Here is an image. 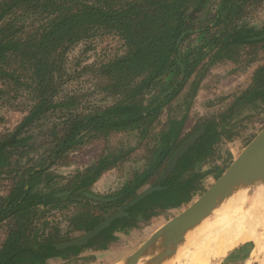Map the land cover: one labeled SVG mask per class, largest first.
Returning <instances> with one entry per match:
<instances>
[{
  "label": "trees",
  "instance_id": "1",
  "mask_svg": "<svg viewBox=\"0 0 264 264\" xmlns=\"http://www.w3.org/2000/svg\"><path fill=\"white\" fill-rule=\"evenodd\" d=\"M263 1L0 0V98L15 100L23 94L31 100L21 122L0 139V178L12 183L9 193L0 197V224L5 228L0 264H46L77 256L85 248L106 250L117 240L115 232L139 227L201 193L207 172L196 169L214 154L222 136L218 129L225 125L216 117L198 125L195 131L203 133L168 177L160 179L170 158L195 132L182 137L199 87L193 75L206 60L207 68L233 59L243 46L264 47V38L257 39L264 27L255 28L245 19L248 9ZM95 29L115 33L125 52L95 69L105 80L101 92L118 99L87 110L82 97L62 95L61 88L67 52ZM187 87L185 113L168 117L156 131L163 107ZM242 104L264 110V64L254 71L251 85L235 99L229 115ZM132 132L138 145L149 140L142 166L105 202L84 193H91L89 187L104 172L124 163L125 153L105 151L66 183L51 171L65 154L86 142ZM144 187L162 189L148 194L86 245L58 248L94 230ZM69 204L76 211L62 225L63 220L54 217ZM70 233L78 235L70 238Z\"/></svg>",
  "mask_w": 264,
  "mask_h": 264
},
{
  "label": "rangeland",
  "instance_id": "2",
  "mask_svg": "<svg viewBox=\"0 0 264 264\" xmlns=\"http://www.w3.org/2000/svg\"><path fill=\"white\" fill-rule=\"evenodd\" d=\"M245 19L249 25L255 28H263L264 1L248 9ZM124 52V44L115 33L103 29L92 30L87 39L72 46L65 56L64 71L66 79L61 88V94L79 95L80 98L82 97V106L87 110L113 104L118 96L110 97L107 93L101 92L100 87L105 84V80L96 76L95 69L121 56ZM203 64L201 65L202 68L199 67L193 75L194 79L199 81V87L194 98L190 101L191 105L187 112L182 137L192 134L198 125L206 119L216 117L218 124H225L224 127L218 129L222 136L214 146V154L196 169V172H207L202 184L203 191L194 196L188 204L182 205L178 209L160 213L149 221L141 223L142 225L140 224L139 227L132 228L127 232H115L117 240L109 243L106 250L85 248L77 256L67 259H51L46 264H123L152 235L157 233L171 219L187 210L196 199L205 193L264 127V110L255 109L253 105L242 104L236 106L232 110L233 113L229 115V110L235 99L251 85L254 71L264 64L263 45L243 46L235 52L231 60H222L209 65L207 68ZM187 93L188 87L163 107L156 131L162 128L168 117L180 116L185 113L186 102H189ZM30 104V97L23 94L15 100L0 98V139L2 136L10 135L13 132L26 115ZM221 114L227 117L230 116V118L218 117ZM224 131L228 133H223ZM148 143L149 140L138 145L134 132L113 133L107 139L98 138L68 152L51 167V171L56 175L63 176L64 181L62 183H66L72 180L77 173L84 172L105 151H121L125 153L124 158L126 161L124 163L120 161L114 168L104 172L89 187L92 194L106 198L125 185L131 171L141 168L142 154L145 147L148 148ZM258 176L255 175L252 179H247L243 188H239L230 194L229 200L225 204L226 208L220 207L221 201L228 199V197L223 198L217 209L210 215L213 217L228 216L230 215V209H233L234 214H237V212H234L235 210L249 212L247 215L251 219L253 215L251 213L253 208L251 197H264V183ZM11 187V180L5 177L0 178V197H5ZM145 189L146 187L142 188L139 193ZM237 196L240 197L237 198ZM262 202L264 203V198H262ZM63 211V214L57 213L54 219L57 221L62 219V225H67V219L76 211V207L74 208V204H69ZM109 212L112 213V211ZM239 216L246 218V216L240 214ZM260 216H264V204L257 209V217ZM206 222L207 219L203 223ZM201 226L203 225L197 226L194 230L198 231ZM77 235V233H70L69 237L75 238ZM80 236L82 237V234ZM4 237L5 228L3 224H0V247ZM261 237H263L262 241L259 242L262 244L263 248L260 247V250L263 253L256 255L258 247L252 241H249L247 245L251 252H247L248 258L242 264H245L248 260L253 264H262V260H264V232L261 233ZM192 244H194V237L188 234L185 237L183 248L188 245V247H191ZM181 249L179 248V250ZM190 251L191 249L186 248L184 254ZM177 260L178 264H182L180 259Z\"/></svg>",
  "mask_w": 264,
  "mask_h": 264
},
{
  "label": "water",
  "instance_id": "3",
  "mask_svg": "<svg viewBox=\"0 0 264 264\" xmlns=\"http://www.w3.org/2000/svg\"><path fill=\"white\" fill-rule=\"evenodd\" d=\"M264 38V35L257 39ZM203 130H198L191 135L170 158L161 180H165L173 171L179 158L188 148L199 138ZM259 175L264 183V127L241 151L228 169L205 191L187 210L171 219L157 233L152 235L134 254L123 264H135L143 258H154L157 262L166 263L174 253L184 245L185 237L191 228H196L203 223L214 210L219 206V202L224 198H229L230 194L243 188L247 179H252ZM162 187H151L141 192L136 198L131 200L124 208L116 212L94 230L58 246L59 249L76 246L81 247L89 240L96 237L104 229H107L116 219L127 216V210L145 198L148 194L161 190ZM84 196L99 202L107 201L106 198L96 196L92 193H84ZM196 226V227H195Z\"/></svg>",
  "mask_w": 264,
  "mask_h": 264
},
{
  "label": "bare ground",
  "instance_id": "4",
  "mask_svg": "<svg viewBox=\"0 0 264 264\" xmlns=\"http://www.w3.org/2000/svg\"><path fill=\"white\" fill-rule=\"evenodd\" d=\"M239 197L237 196V198ZM251 198L253 200L251 219L247 215L249 212L235 210L234 212H237V214H234L233 209H230V215L228 216L213 217L207 215V222L197 225H203L198 231H195L194 227L189 230V235L194 237V244L191 247H188L189 245L184 248L181 246L182 249H178L168 263L157 262L150 257L143 258L135 264H178L177 259H180L182 264H219L233 248L248 241H252L258 247L256 255H259L262 252L260 247L263 248L259 241H262L263 238L261 233L264 232V216L258 218L257 209L264 204L262 202L264 197ZM228 200L229 198L221 201L220 207L224 208ZM239 214L246 216V218L240 217ZM186 248L191 249V251L184 254ZM262 261V264H264V260ZM245 264L253 263L248 260Z\"/></svg>",
  "mask_w": 264,
  "mask_h": 264
},
{
  "label": "crops",
  "instance_id": "5",
  "mask_svg": "<svg viewBox=\"0 0 264 264\" xmlns=\"http://www.w3.org/2000/svg\"><path fill=\"white\" fill-rule=\"evenodd\" d=\"M248 243L249 241L233 248L219 264H242L248 258L247 252H251Z\"/></svg>",
  "mask_w": 264,
  "mask_h": 264
}]
</instances>
